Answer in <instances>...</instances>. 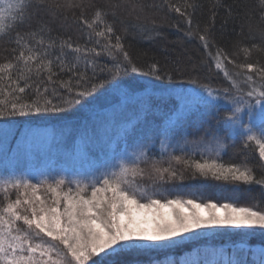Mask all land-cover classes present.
<instances>
[{"label":"snow or ice","instance_id":"snow-or-ice-1","mask_svg":"<svg viewBox=\"0 0 264 264\" xmlns=\"http://www.w3.org/2000/svg\"><path fill=\"white\" fill-rule=\"evenodd\" d=\"M230 24L240 28L231 52L217 42ZM164 27L181 33L170 43L184 49L187 75L174 49L134 55L126 43L166 39ZM3 38L0 264H264V202L184 188L264 196V0H0ZM209 65L231 85L223 95L200 82ZM219 100L229 105L221 127L190 135V119ZM230 147L238 162L223 159ZM166 184L177 185L172 198ZM230 235L241 242L211 243Z\"/></svg>","mask_w":264,"mask_h":264},{"label":"trees","instance_id":"trees-1","mask_svg":"<svg viewBox=\"0 0 264 264\" xmlns=\"http://www.w3.org/2000/svg\"><path fill=\"white\" fill-rule=\"evenodd\" d=\"M98 3H105L107 0H96ZM147 3L151 4L153 0H146ZM241 6H248L251 7L252 4L255 2V0H239ZM150 16H154L155 19H160V14L158 12H152L150 11ZM39 22V17H34L31 21V24L33 27L36 26V24ZM54 33L59 32L60 35L63 36H72L74 40H76L79 36V33L76 29V26L67 27L64 29L59 28L57 25H52ZM233 28H235V31H233ZM20 30H27L26 26H22ZM163 35L166 37V39H158L155 41H147V40H141L138 38H133V36L129 35L127 38L126 43H129L132 45V51L135 55L136 50L138 49H146L149 50L150 53H155L157 55H160L161 58L163 56V53L161 52V48L167 47L168 49L174 51L171 52V59H176L177 56L181 57V67L185 68V75L188 74L187 69L190 67L189 63L186 60V54L183 48H181L178 45L171 44L170 41L177 40L181 33L176 32L173 29H169L167 27H164L161 29ZM240 31L239 26L237 25H229L228 30L221 36L219 33H217V42L227 48L230 52L232 51L231 41L236 37V33ZM247 35V30H245V36ZM245 43H248V41H245ZM194 42L192 44H186L185 47L189 50L193 49ZM9 44L7 42V38L0 39V60L4 58L5 55H7V49H9ZM191 54L193 56H196L199 58L202 55V50L199 52L197 51H191ZM242 58V57H241ZM253 59H256L254 56ZM142 62V61H141ZM163 62V59H162ZM213 68L212 72L208 71L207 67L201 68L199 71V79L201 83H209L214 89H219V94L223 93V88L230 87V83L226 81L223 78L222 73H218L214 70V65H209ZM170 87H182L187 88L190 87L187 83H174ZM97 103H103V98L101 97ZM229 110V105L222 104L218 101L214 102L210 106H208L205 109L201 110V113L199 115L193 116L189 121V132L190 135H199L201 132L204 131V129H218L221 127L222 122H218V117L222 116L224 113H226ZM82 116H85L86 114H81ZM260 129H257L259 131ZM46 130L44 129H38L37 130V138L42 139L43 136L39 135V133H42L45 135ZM241 141L239 139L236 140L235 144L236 147H239ZM224 160H232L233 162H238L241 157L238 152H235L233 148H229L228 151H226L223 154ZM141 183L144 185H150L151 180L145 177ZM203 183L201 181H185L184 182V188L187 189L189 185H195L199 190L195 192L196 196L202 197L204 199L211 198L214 201L219 202H226L227 200H235L240 206H247L251 205L256 202V200H259L261 202H264V196L260 195V189L258 186H252V187H246L241 186L239 189H233L230 186L229 187H207V188H199V185ZM211 184L212 182H207ZM158 187L161 188V195H166L168 198H172L177 194L176 188L177 185L173 184H166V185H158ZM182 195L187 196L188 193L182 192L180 193ZM241 242V237L239 235H230V236H222L217 238L216 240L212 241L211 243L217 245V246H231L234 244H238ZM248 243L252 246H256L260 244V240L258 238H249ZM192 250V246H189L184 249L185 252H189ZM125 259L131 260L134 259L132 257H126Z\"/></svg>","mask_w":264,"mask_h":264},{"label":"rangeland","instance_id":"rangeland-1","mask_svg":"<svg viewBox=\"0 0 264 264\" xmlns=\"http://www.w3.org/2000/svg\"><path fill=\"white\" fill-rule=\"evenodd\" d=\"M220 95H223V93L220 94ZM218 102H220V103H222V104H226L223 100H219ZM39 135L44 136L42 133H39Z\"/></svg>","mask_w":264,"mask_h":264}]
</instances>
